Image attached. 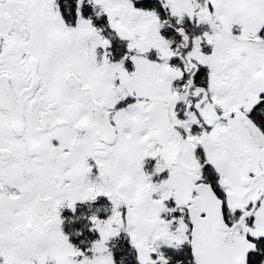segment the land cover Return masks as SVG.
Returning a JSON list of instances; mask_svg holds the SVG:
<instances>
[{"label":"snow or ice","instance_id":"snow-or-ice-1","mask_svg":"<svg viewBox=\"0 0 264 264\" xmlns=\"http://www.w3.org/2000/svg\"><path fill=\"white\" fill-rule=\"evenodd\" d=\"M0 264H264V0H0Z\"/></svg>","mask_w":264,"mask_h":264}]
</instances>
